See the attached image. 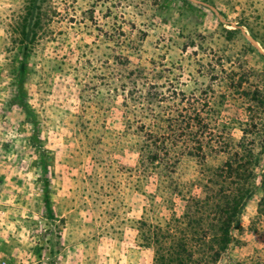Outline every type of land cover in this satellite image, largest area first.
I'll use <instances>...</instances> for the list:
<instances>
[{"label": "rangeland", "instance_id": "rangeland-1", "mask_svg": "<svg viewBox=\"0 0 264 264\" xmlns=\"http://www.w3.org/2000/svg\"><path fill=\"white\" fill-rule=\"evenodd\" d=\"M179 91L203 158L140 170ZM263 174L264 0H0V264H153L144 235L184 209L165 184L253 187L206 264H264Z\"/></svg>", "mask_w": 264, "mask_h": 264}, {"label": "trees", "instance_id": "trees-1", "mask_svg": "<svg viewBox=\"0 0 264 264\" xmlns=\"http://www.w3.org/2000/svg\"><path fill=\"white\" fill-rule=\"evenodd\" d=\"M19 87H22V83ZM177 93L181 94L180 105L178 103L173 110L166 111L152 122V126L156 125L158 132H154L152 128L146 130L145 126H142L144 140L139 146L138 155L140 170L146 171L148 167H153L156 174L172 173L177 163L175 160L177 154L184 151L188 155L203 158L201 141L199 138L195 140L196 132L193 130L199 121L196 105L198 98L194 95L186 96L180 91ZM159 97H163L162 94ZM23 109L34 117L26 106H23ZM33 124L36 134L35 117ZM246 134L247 131L243 129V138ZM242 144L244 143L241 142ZM258 186L264 187V174ZM164 188L165 195L168 196L164 200L172 204L177 197L184 202V209L179 216L172 212L169 220L165 222V229L159 223L155 226L153 235H144L145 243L155 244L153 264H197L198 260L202 264L214 262L221 250L230 242L231 231L239 224V217L253 193V187L249 188L245 184L242 186L243 190L239 192L231 190L219 195L205 185L203 196L183 194L177 190L176 184L174 189L166 184ZM44 201L47 202L48 198L45 197ZM263 207L264 199L259 205V212H262ZM219 211L224 213V219L220 220V217L216 216ZM213 220L217 222L213 223ZM197 255L201 258L197 259Z\"/></svg>", "mask_w": 264, "mask_h": 264}]
</instances>
